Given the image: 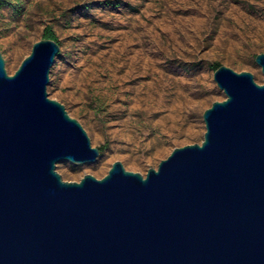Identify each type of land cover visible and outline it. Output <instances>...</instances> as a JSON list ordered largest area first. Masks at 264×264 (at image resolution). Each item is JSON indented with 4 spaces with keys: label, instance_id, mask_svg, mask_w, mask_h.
<instances>
[{
    "label": "water",
    "instance_id": "obj_1",
    "mask_svg": "<svg viewBox=\"0 0 264 264\" xmlns=\"http://www.w3.org/2000/svg\"><path fill=\"white\" fill-rule=\"evenodd\" d=\"M60 52L38 41L13 76L0 52V264H264V80L221 66L202 144L65 182L101 152L47 91Z\"/></svg>",
    "mask_w": 264,
    "mask_h": 264
},
{
    "label": "rangeland",
    "instance_id": "obj_2",
    "mask_svg": "<svg viewBox=\"0 0 264 264\" xmlns=\"http://www.w3.org/2000/svg\"><path fill=\"white\" fill-rule=\"evenodd\" d=\"M47 30L61 46L51 99L107 148L94 164H58L65 182L103 179L116 162L146 176L202 144L204 112L226 99L213 65L264 80V0H0L10 76Z\"/></svg>",
    "mask_w": 264,
    "mask_h": 264
},
{
    "label": "trees",
    "instance_id": "obj_3",
    "mask_svg": "<svg viewBox=\"0 0 264 264\" xmlns=\"http://www.w3.org/2000/svg\"><path fill=\"white\" fill-rule=\"evenodd\" d=\"M44 39H51V40H54V41H56V42L59 43L58 38L56 37V35L51 30H47L45 32ZM221 66L222 65H220V64H215V65L212 66V69H213V71L216 72ZM106 149H107L106 147H101L100 148L101 156L104 154V152L106 151Z\"/></svg>",
    "mask_w": 264,
    "mask_h": 264
}]
</instances>
